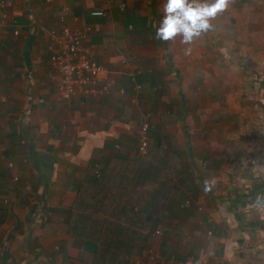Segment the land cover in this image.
<instances>
[{
	"label": "crops",
	"instance_id": "1",
	"mask_svg": "<svg viewBox=\"0 0 264 264\" xmlns=\"http://www.w3.org/2000/svg\"><path fill=\"white\" fill-rule=\"evenodd\" d=\"M12 1L21 36L0 30V264H93L98 243L63 234L60 225L71 217L78 188L108 159L139 156L142 111L151 113L150 149L178 159L177 192L153 223L126 205V219L145 231L122 264L147 248L167 264L253 263L258 230L249 208L257 212L264 184L252 164L264 153L258 143L248 151L246 123L258 112L250 116L242 84L233 86L237 66L224 62L212 74V28L182 45L154 38L158 0ZM97 8L106 16L88 15ZM62 24L92 26L85 45L117 72L110 93H57L47 47ZM187 198L191 205L181 207Z\"/></svg>",
	"mask_w": 264,
	"mask_h": 264
},
{
	"label": "trees",
	"instance_id": "2",
	"mask_svg": "<svg viewBox=\"0 0 264 264\" xmlns=\"http://www.w3.org/2000/svg\"><path fill=\"white\" fill-rule=\"evenodd\" d=\"M179 165L172 152L158 146L133 159L113 156L91 183L78 188L62 233L98 243L93 264H122L136 252L145 231V225L126 219V205L156 222L177 192L173 178Z\"/></svg>",
	"mask_w": 264,
	"mask_h": 264
},
{
	"label": "rangeland",
	"instance_id": "3",
	"mask_svg": "<svg viewBox=\"0 0 264 264\" xmlns=\"http://www.w3.org/2000/svg\"><path fill=\"white\" fill-rule=\"evenodd\" d=\"M157 6L162 7V0H158ZM212 25V74L224 62L237 66L231 72L237 75L233 86L240 89V83L242 84L245 92L243 103L248 104L250 116L253 114L252 108L258 112L246 123L249 125L246 136L248 151L258 143V149L262 148L264 153V0H228L226 9L217 14ZM18 30L17 35L13 34V30L10 32L15 39L21 36V30ZM225 54L233 57V60L225 57ZM217 71L218 74L222 73ZM241 74L243 75L240 76ZM255 154L252 150L249 153L251 157H255ZM252 165H256L255 178L264 184V154L262 160L257 161L255 158ZM255 197L259 198V194ZM260 199L262 202L254 207L261 212H256L253 207L249 208L250 223H254L258 230L254 233V240L252 239V248L254 252L257 250L255 254L258 256L250 259L253 262L251 264H264V196L260 195ZM242 241L238 242L239 246ZM159 258L163 264H167L166 260Z\"/></svg>",
	"mask_w": 264,
	"mask_h": 264
},
{
	"label": "built area",
	"instance_id": "4",
	"mask_svg": "<svg viewBox=\"0 0 264 264\" xmlns=\"http://www.w3.org/2000/svg\"><path fill=\"white\" fill-rule=\"evenodd\" d=\"M13 1L0 0V30L11 28L13 34L19 33V24L15 23L16 15H12ZM88 15L94 18L106 16L104 9H92ZM63 21V17H61ZM92 32V26L74 27L62 24L59 29L51 30L50 44L47 47L49 64L56 76V91L60 97H93L100 98L110 93L115 86L117 72L94 59L92 49L85 45ZM135 90L139 85L134 86ZM120 93L124 89L120 88ZM151 113L142 111L138 119L137 154L144 155L150 149L149 127ZM191 199H185L181 207L191 205ZM201 210L200 207H197ZM161 254L152 248L146 249L140 257L129 264H163Z\"/></svg>",
	"mask_w": 264,
	"mask_h": 264
},
{
	"label": "clouds",
	"instance_id": "5",
	"mask_svg": "<svg viewBox=\"0 0 264 264\" xmlns=\"http://www.w3.org/2000/svg\"><path fill=\"white\" fill-rule=\"evenodd\" d=\"M228 0H162V10L155 26L154 38L191 45L210 30L211 21L227 7ZM190 47L184 49L189 52Z\"/></svg>",
	"mask_w": 264,
	"mask_h": 264
}]
</instances>
